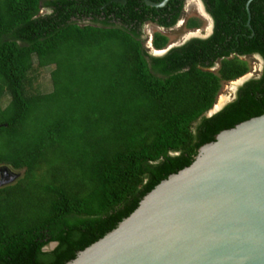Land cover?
Wrapping results in <instances>:
<instances>
[{
	"label": "trees",
	"instance_id": "trees-1",
	"mask_svg": "<svg viewBox=\"0 0 264 264\" xmlns=\"http://www.w3.org/2000/svg\"><path fill=\"white\" fill-rule=\"evenodd\" d=\"M121 1L0 0V166L23 172L0 187V264H68L201 146L264 114V0H200L212 33L163 55L144 26L173 28L187 0ZM252 55L260 75L208 116ZM48 67L51 91L32 89Z\"/></svg>",
	"mask_w": 264,
	"mask_h": 264
},
{
	"label": "water",
	"instance_id": "water-1",
	"mask_svg": "<svg viewBox=\"0 0 264 264\" xmlns=\"http://www.w3.org/2000/svg\"><path fill=\"white\" fill-rule=\"evenodd\" d=\"M168 1L143 0L156 8L176 0ZM211 33L212 20L202 39ZM68 264H264V114L201 146L191 165L161 181Z\"/></svg>",
	"mask_w": 264,
	"mask_h": 264
},
{
	"label": "rangeland",
	"instance_id": "rangeland-1",
	"mask_svg": "<svg viewBox=\"0 0 264 264\" xmlns=\"http://www.w3.org/2000/svg\"><path fill=\"white\" fill-rule=\"evenodd\" d=\"M196 19L200 26L198 29L188 30L184 27V22L187 19ZM211 28V20L206 15L204 11V7L202 3L199 0H187L184 4V8L180 17V20L177 22V24L170 29H161L157 27L154 24L147 23L144 26V34H145V41L144 44L146 47L150 48L151 45V37L154 32H159L161 34H164L169 41V45H175L183 42L187 38H202L206 37L208 35V32ZM197 32L199 34H197ZM197 35V36H196ZM153 53V52H152ZM247 62V66L249 68V71L246 75H244L242 78H253L259 75L261 71V61L257 56H250L246 57L244 59ZM217 69V66L216 68ZM51 71V67L45 68L37 73L33 74L34 81L31 83V88L38 87L39 91L42 93H48L51 91V82L49 78V72ZM239 80L231 81L229 83H222V86L218 92V96L216 98V103L214 107H219L221 100L225 99V104L229 103L231 100H233L236 92V88L238 86ZM6 101V100H5ZM4 101V103H5ZM22 171H15L12 170L8 166H0V187L6 185V184H12L17 179H19L22 176Z\"/></svg>",
	"mask_w": 264,
	"mask_h": 264
},
{
	"label": "clouds",
	"instance_id": "clouds-1",
	"mask_svg": "<svg viewBox=\"0 0 264 264\" xmlns=\"http://www.w3.org/2000/svg\"><path fill=\"white\" fill-rule=\"evenodd\" d=\"M204 11H205V9H204ZM206 13V12H205ZM206 15H207V13H206ZM208 16V15H207ZM146 48H148L150 51H152L153 52V49H152V46L150 45V48L149 47H146ZM155 51V50H154ZM253 56H257V55H253ZM258 58H259V60L261 61V63H262V60H261V58L259 57V56H257ZM261 66V69H262V64L260 65ZM261 72V71H260ZM248 79H250V78H248ZM248 79H246V80H248ZM237 80H240V78L239 79H237ZM245 80V81H246ZM244 81V82H245ZM238 86H240V85H238ZM237 86V87H238ZM237 89V88H236ZM214 107V106H213Z\"/></svg>",
	"mask_w": 264,
	"mask_h": 264
},
{
	"label": "bare ground",
	"instance_id": "bare-ground-1",
	"mask_svg": "<svg viewBox=\"0 0 264 264\" xmlns=\"http://www.w3.org/2000/svg\"><path fill=\"white\" fill-rule=\"evenodd\" d=\"M197 34H199V33L197 32ZM196 36H197V35H196ZM155 52H156V54H157V51H155ZM155 52H154V53H155ZM225 101H226L225 99H222V100H221V103H220V106L217 107V108H216V106H215V108H216V109H219V108L221 107V105H223V104L225 103Z\"/></svg>",
	"mask_w": 264,
	"mask_h": 264
},
{
	"label": "flooded vegetation",
	"instance_id": "flooded-vegetation-1",
	"mask_svg": "<svg viewBox=\"0 0 264 264\" xmlns=\"http://www.w3.org/2000/svg\"><path fill=\"white\" fill-rule=\"evenodd\" d=\"M151 39H152V37H151ZM146 49H148V48H146ZM253 56V55H252ZM247 57H250V56H247ZM246 57H244L242 60H244ZM245 61V60H244ZM262 64V63H261ZM262 66H263V64H262ZM261 73V72H260ZM260 73H259V75H260ZM258 75V76H259ZM258 76H256V77H258ZM237 90V89H236Z\"/></svg>",
	"mask_w": 264,
	"mask_h": 264
}]
</instances>
